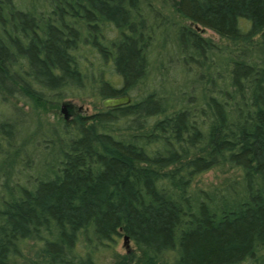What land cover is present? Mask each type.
Masks as SVG:
<instances>
[{"label": "rangeland", "instance_id": "obj_1", "mask_svg": "<svg viewBox=\"0 0 264 264\" xmlns=\"http://www.w3.org/2000/svg\"><path fill=\"white\" fill-rule=\"evenodd\" d=\"M173 1L98 0L117 7L108 15L83 0H0V48L8 56L6 75L0 76V246L6 244L0 264H183L182 237L200 226L203 214L215 222L232 221L264 196V177L255 170L252 155L244 154L245 140L256 131L255 114L264 108L253 101L257 87L264 89V25L241 12L227 34L186 12L180 17ZM158 32L167 41L166 65L177 83L174 108L159 87L148 93L139 89L145 52ZM55 33L67 41V68L51 66L50 79L30 54L42 48L41 42H53ZM128 39L142 58L141 69L130 77L119 65ZM210 54L230 55L255 67L249 79L237 75L233 81L240 95L233 121L237 145L224 146L226 162L218 161L201 134V102L228 100L215 85L221 72L214 65L207 68ZM122 95L129 98L125 104L103 106L105 98ZM146 101L156 106L151 114L144 109ZM76 115L83 124L74 120ZM92 134L135 153L128 176L137 181L143 199L150 196L142 173L150 170L154 193L156 187L159 197L182 211L171 244L152 247L122 225L99 235L95 224L73 228L49 214H39L22 233L13 231L7 219L14 206L34 197L41 186L64 180L70 159ZM100 154L92 161L85 158L86 168L102 169ZM196 158L202 163L191 166ZM229 183L233 203L223 191ZM241 197L242 209L234 205ZM224 264H264V237L254 239L249 253Z\"/></svg>", "mask_w": 264, "mask_h": 264}, {"label": "trees", "instance_id": "obj_2", "mask_svg": "<svg viewBox=\"0 0 264 264\" xmlns=\"http://www.w3.org/2000/svg\"><path fill=\"white\" fill-rule=\"evenodd\" d=\"M87 1L108 15L117 9L116 6L100 4L98 0H83L86 3ZM171 7L180 17L184 18L186 12L217 26L227 34H232L234 15L241 12L249 15L255 23L264 25V0H175ZM86 12L88 13L87 10ZM117 16L123 19V13ZM185 28L190 35L192 29L188 26ZM154 38L145 52V64L138 81L139 89L148 93L159 87L174 108L178 101L175 96L177 83L172 80L166 65L167 41L161 32ZM174 38L176 39V36ZM52 41H40L42 48L34 47L30 54L35 67L45 78L50 79L51 66L57 64L63 70L67 68L65 56L67 41L65 42L59 35H54ZM122 48L119 65L125 69L127 77H130L141 69L142 58L129 39ZM209 59L212 60L207 64V68L210 70L214 65L215 69L218 68L217 70L221 72V78L215 85L225 93L228 100L201 102L204 113L201 134L206 146L216 155L218 161L226 162L229 152L224 146L234 149L237 145L233 121L238 114L237 100L240 95L233 81L237 75L249 79L254 74L255 67L249 62L238 63L230 55L210 54ZM7 64L8 56L0 48V76L6 75ZM253 96L254 104L257 107L260 105L264 107V89L260 85ZM143 105L147 113L151 114L156 110V106L149 101ZM255 115L256 131L251 138L245 140L247 150L244 154L252 155L255 170L264 177V108L259 109ZM74 120L79 124L84 123L83 117L79 115H76ZM239 123L240 121L238 125ZM242 123L247 124L246 121ZM157 127L156 124L155 129ZM92 140L97 142L98 147L92 144ZM98 151L101 152L98 157L103 168L96 170L86 168L88 164L85 158L88 157L89 161H92L93 157L98 155ZM75 153L67 166L64 180L57 179L52 184L41 186L34 197H29L27 201L14 206V213L8 214L7 219L8 223L12 224L14 232L18 234L26 231L34 221L40 219L39 214L41 216L49 214L56 218L60 225L67 221L73 228L95 224L99 235H106L116 226L122 225L125 231H132L141 240L151 243L152 247L171 244L172 233L179 225L178 216L182 211L159 197L157 191L160 190L156 187L154 193L151 184L153 173L150 170L142 173L148 192L145 194L150 198L148 200L142 198L137 181H130L128 176L133 170L132 158L136 156L131 149L115 144L104 135L94 137L92 134L85 137ZM54 160L55 157L51 162ZM189 163L191 166H197L202 162L196 158L191 159ZM50 164L51 171L55 173L54 164ZM178 176L182 181L185 179L181 172ZM223 191L225 199L233 203L235 190L231 184L229 183ZM253 204L251 210H243L232 221L215 222L203 214L199 220L200 226L182 237L183 264H224L249 253L254 239L264 237V196H260ZM234 205L242 209L245 206L244 198H236ZM5 249L6 244L0 246L1 256Z\"/></svg>", "mask_w": 264, "mask_h": 264}, {"label": "water", "instance_id": "obj_3", "mask_svg": "<svg viewBox=\"0 0 264 264\" xmlns=\"http://www.w3.org/2000/svg\"><path fill=\"white\" fill-rule=\"evenodd\" d=\"M128 100H129V98L127 95L113 96V97L105 98L102 101V104H103V106H117V105L125 104L126 102H128ZM61 111L64 113V115L66 117L64 106H62ZM124 240H125V242H127L128 236H124Z\"/></svg>", "mask_w": 264, "mask_h": 264}]
</instances>
